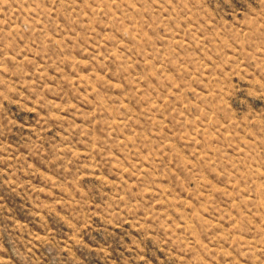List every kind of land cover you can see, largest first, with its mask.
Here are the masks:
<instances>
[{
  "label": "rangeland",
  "instance_id": "374dc122",
  "mask_svg": "<svg viewBox=\"0 0 264 264\" xmlns=\"http://www.w3.org/2000/svg\"><path fill=\"white\" fill-rule=\"evenodd\" d=\"M0 264H264V0H0Z\"/></svg>",
  "mask_w": 264,
  "mask_h": 264
}]
</instances>
